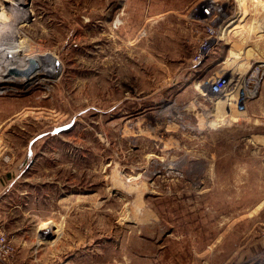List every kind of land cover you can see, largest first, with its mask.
<instances>
[{
	"label": "rangeland",
	"instance_id": "rangeland-1",
	"mask_svg": "<svg viewBox=\"0 0 264 264\" xmlns=\"http://www.w3.org/2000/svg\"><path fill=\"white\" fill-rule=\"evenodd\" d=\"M15 1L0 0L1 20ZM263 6L28 1L13 29L59 73L0 82L14 264H264V76L244 108L209 92L217 76L235 87L264 70ZM208 26L216 39L197 64Z\"/></svg>",
	"mask_w": 264,
	"mask_h": 264
},
{
	"label": "bare ground",
	"instance_id": "bare-ground-1",
	"mask_svg": "<svg viewBox=\"0 0 264 264\" xmlns=\"http://www.w3.org/2000/svg\"><path fill=\"white\" fill-rule=\"evenodd\" d=\"M28 1L29 0H16L15 2L17 3V5H19L18 6L19 9L17 10L12 9L14 18L7 20L0 19V82L19 81V79L25 78V76H27V78H30L36 72V70H37L36 74L32 77V79L35 80L36 82L48 79V77H55L57 73H59L58 72L59 67L57 64L58 61L56 60L54 54L47 52L46 50L39 52L37 51L36 53L34 52L29 53L27 43L25 42V40L20 41L21 38L18 37L19 34L17 33V30L15 31L13 29V25L17 24V22L19 21L17 19H23L25 14H27ZM252 27L253 26H251V28ZM7 31L16 34V37L14 38L17 40L16 43H7V42H11V40H8L6 38ZM3 38L6 39L3 41ZM32 60H34L38 66L34 71L30 72V68H31L30 64ZM238 63L239 65L245 64V63H240V60L237 59L231 61L232 66L238 65ZM15 73L16 74L19 73L23 76L21 77L15 76ZM30 79H28L27 82H29ZM24 80H26V78Z\"/></svg>",
	"mask_w": 264,
	"mask_h": 264
},
{
	"label": "built area",
	"instance_id": "built-area-1",
	"mask_svg": "<svg viewBox=\"0 0 264 264\" xmlns=\"http://www.w3.org/2000/svg\"><path fill=\"white\" fill-rule=\"evenodd\" d=\"M203 12L212 19L216 16L215 6L204 8ZM215 34L216 31L213 27L208 26L206 29L207 36L201 43L199 53L197 54L194 63L200 64L207 55H209L211 42L216 39ZM260 67L263 68L262 66ZM259 70L260 68L248 77L238 80L235 87L232 85L233 80L231 78L226 75L217 76L211 81L209 92H211L212 95L224 98H226L228 94L236 93V100L232 102L230 100L228 102L235 107L244 108L248 100L256 95L260 81L263 80L264 70ZM14 253V247L7 239V234L0 228V264H14Z\"/></svg>",
	"mask_w": 264,
	"mask_h": 264
},
{
	"label": "water",
	"instance_id": "water-1",
	"mask_svg": "<svg viewBox=\"0 0 264 264\" xmlns=\"http://www.w3.org/2000/svg\"><path fill=\"white\" fill-rule=\"evenodd\" d=\"M31 65H32V67L30 68V72H32L33 67H37V64L34 60H32Z\"/></svg>",
	"mask_w": 264,
	"mask_h": 264
}]
</instances>
